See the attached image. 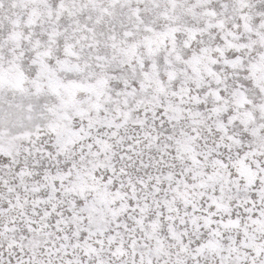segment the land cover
Segmentation results:
<instances>
[{"label":"snow or ice","instance_id":"1","mask_svg":"<svg viewBox=\"0 0 264 264\" xmlns=\"http://www.w3.org/2000/svg\"><path fill=\"white\" fill-rule=\"evenodd\" d=\"M0 264H264V0H0Z\"/></svg>","mask_w":264,"mask_h":264}]
</instances>
